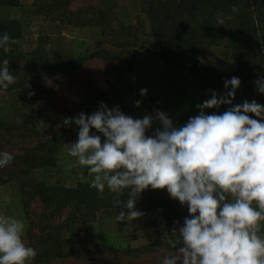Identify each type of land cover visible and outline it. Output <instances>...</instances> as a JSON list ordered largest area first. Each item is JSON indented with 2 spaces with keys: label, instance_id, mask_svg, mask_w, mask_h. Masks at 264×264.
<instances>
[{
  "label": "trees",
  "instance_id": "1",
  "mask_svg": "<svg viewBox=\"0 0 264 264\" xmlns=\"http://www.w3.org/2000/svg\"><path fill=\"white\" fill-rule=\"evenodd\" d=\"M140 2L142 14L149 24V33L141 18L136 26L125 25L117 15L116 0H99L97 7L86 9H73V0H33L31 4H22L20 0H0V36L6 32L16 40L14 44L10 40L8 53L0 49V63L7 59L9 71L16 79L6 90L0 88V134L9 138L21 137L26 143L12 155L14 159L8 167L0 168V186L15 182L19 187L29 222L28 246L37 251L32 264H49L77 258L89 251H100L97 244L90 247L81 233L94 222L99 211L115 208V194L106 188L101 198L90 183H80L74 188L49 186L40 182L34 172L53 167L59 147L78 140L79 126L74 120L65 125L66 118L73 119L80 113L91 115L99 110L101 102L109 108L119 106L125 115L136 119L145 115L155 116L160 111L152 107H129L123 103L117 84L135 68L133 51L136 48L142 47L166 65L198 78L202 87L217 92L230 91L225 88L224 81L234 76L241 80L237 91L254 92L257 87L255 81L264 78V0ZM233 5L239 6L238 12L231 11ZM13 7L21 9L20 19L5 20L2 10ZM217 13L230 15L232 19H226L225 25L217 26ZM45 22L74 28H99L110 48L86 55L61 51L55 57L48 56L41 49L44 38H36L38 28ZM214 46L231 50L235 71L223 73L213 67H200L201 52ZM93 60L115 63L118 71L89 82L78 108L66 111L58 130L54 131L53 123L49 119L44 120L47 111L44 106L51 101L44 77L75 73ZM258 103L264 105V97ZM229 107L212 108L208 114H222ZM249 115L257 118L254 114ZM189 117L193 115L171 119L174 125L181 126ZM158 127H161L160 122L154 120L147 134L153 135ZM91 134L101 135L102 141L104 139L95 129ZM7 149L0 144V152L9 153ZM121 199L127 200L128 193ZM36 201L42 205L38 215L32 210ZM117 208L126 211L122 207ZM136 210L144 214L136 220L153 232L143 239V247L117 250L118 254L131 255L135 251L141 255L159 248L174 252L183 246L181 243L173 249L168 240L181 239L179 228L185 217L190 218V213L186 205L171 198L166 188L153 190L149 187L137 198ZM173 229L176 233L172 232ZM261 235H264V229Z\"/></svg>",
  "mask_w": 264,
  "mask_h": 264
},
{
  "label": "clouds",
  "instance_id": "2",
  "mask_svg": "<svg viewBox=\"0 0 264 264\" xmlns=\"http://www.w3.org/2000/svg\"><path fill=\"white\" fill-rule=\"evenodd\" d=\"M231 11L238 12L239 6ZM226 19L232 17L217 13V26ZM10 40L16 43L6 32L0 36L5 54ZM8 64L7 59L0 63L4 90L16 82ZM255 84L264 94V78ZM224 86L230 91L220 95L210 90V98L196 105L199 114L181 126L162 111L136 119L103 102L91 115L64 120L65 125L74 120L79 126L78 140L67 149L73 158L69 167L86 168L90 187L101 198L106 188L115 194L113 206L126 209L116 215L119 222L144 215L136 210V200L149 187L166 188L171 198L187 206L190 218L179 228L181 239L168 240L173 249L183 246L162 264H264V105L255 100L233 104L241 86L238 77L226 79ZM140 94L147 95V89ZM222 105L230 107L222 114L206 113ZM154 120L161 127L148 135ZM13 159L0 152V168ZM126 192L128 199L122 200ZM24 230L22 220L0 215V264H32L37 251L24 243Z\"/></svg>",
  "mask_w": 264,
  "mask_h": 264
},
{
  "label": "rangeland",
  "instance_id": "3",
  "mask_svg": "<svg viewBox=\"0 0 264 264\" xmlns=\"http://www.w3.org/2000/svg\"><path fill=\"white\" fill-rule=\"evenodd\" d=\"M22 4H31L33 0H20ZM117 15L127 26H136L142 19L146 32L150 28L148 21L141 11L140 0H116ZM99 0H73V9H86L97 7ZM2 15L5 20L17 21L21 16L19 7L4 8ZM36 38L43 37L42 51L51 57L61 51H70L73 54H90L99 49H109V44L104 40L99 28H74L56 23H43L37 32ZM143 38V37H142ZM135 68L127 73L117 84L123 103L129 107H137L136 101H141L139 108L152 107L154 110L168 114L169 118L183 119L186 114L193 116L199 114L197 104H202L211 96V88H204L198 78L168 66L156 59L142 47L133 51ZM199 65L202 68L213 67L220 72L227 73L236 70L231 50L223 47H210L200 54ZM118 67L115 63L93 60L75 73L69 75L45 76L47 89L51 101L44 106L45 117L53 123V130H58L60 122L66 111H75L82 99L85 86L106 73L115 74ZM147 89V95H141L140 90ZM211 90V91H210ZM223 95L226 92H217ZM264 94L257 91H236L233 102L243 103L245 100L259 102ZM206 109V113L208 114ZM257 119V118H254ZM34 140V139H33ZM0 144L5 145L11 155L18 153L26 145L20 137L9 138L0 134ZM60 146L56 152V162L53 167L39 169L34 176L42 183L49 186H63L74 188L80 183H90L92 177L86 168L69 167L73 158L68 155L67 149L71 146ZM33 212L38 215L42 205L36 201L32 205ZM123 211L120 208H108L98 212L94 222L83 229L81 236L89 242L91 247L97 244L100 251L85 253L77 258L57 260L49 264H162L163 258L173 252L159 248L145 254L131 255L118 254L117 250L127 248H141L144 246L145 237L151 236L152 229L134 220L131 223L118 221L115 217ZM0 215H8L20 219L25 224L23 241L28 246L27 232L29 222L22 206L21 195L17 183L10 182L0 186ZM147 244V243H146Z\"/></svg>",
  "mask_w": 264,
  "mask_h": 264
}]
</instances>
